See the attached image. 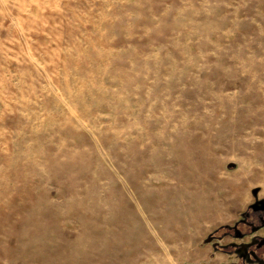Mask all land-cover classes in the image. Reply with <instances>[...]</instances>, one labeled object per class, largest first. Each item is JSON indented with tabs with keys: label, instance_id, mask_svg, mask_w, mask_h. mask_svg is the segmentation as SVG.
Segmentation results:
<instances>
[{
	"label": "rangeland",
	"instance_id": "1",
	"mask_svg": "<svg viewBox=\"0 0 264 264\" xmlns=\"http://www.w3.org/2000/svg\"><path fill=\"white\" fill-rule=\"evenodd\" d=\"M263 238L264 0H0V264Z\"/></svg>",
	"mask_w": 264,
	"mask_h": 264
},
{
	"label": "flooded vegetation",
	"instance_id": "2",
	"mask_svg": "<svg viewBox=\"0 0 264 264\" xmlns=\"http://www.w3.org/2000/svg\"><path fill=\"white\" fill-rule=\"evenodd\" d=\"M262 250L264 251V238L259 240V242L256 243L254 248L248 249L247 252H248V254L254 256L256 253H259ZM247 252H246V254H247ZM255 256L257 257V254Z\"/></svg>",
	"mask_w": 264,
	"mask_h": 264
}]
</instances>
